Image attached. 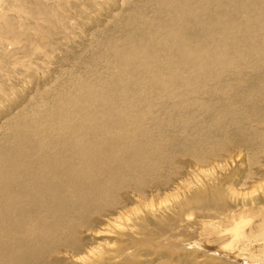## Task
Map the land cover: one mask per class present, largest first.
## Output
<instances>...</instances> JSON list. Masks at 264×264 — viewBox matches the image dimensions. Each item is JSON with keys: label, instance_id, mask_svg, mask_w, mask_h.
I'll return each mask as SVG.
<instances>
[{"label": "bare ground", "instance_id": "1", "mask_svg": "<svg viewBox=\"0 0 264 264\" xmlns=\"http://www.w3.org/2000/svg\"><path fill=\"white\" fill-rule=\"evenodd\" d=\"M147 1L149 4L159 3L163 18L153 19L145 27L150 30L157 27L160 34L144 43L139 40L143 55L134 49L122 52L118 48L121 52L118 50L114 57L117 77L111 83L102 80L107 81V78L100 79L93 74L94 78L86 77L99 82L79 81L74 75L73 80L58 83L62 88L60 91L39 90L38 100L20 113L22 118H11L10 129L0 138V264H24L25 261L35 264H123L118 257L123 255L125 247L117 248L109 242L96 244L88 242L87 238L130 243L132 246L126 250L124 261H128L127 264H144L149 257L141 258L138 254L133 256L129 253L134 252L133 247L137 245L134 237L146 231L152 219L149 212L146 215L137 212L139 208L130 210L129 214V203L153 209L151 203L143 201L147 194L150 200L160 193L170 194L173 203L169 214L151 213L156 221H162L165 216L179 217L185 208L202 206L204 210L214 211L225 207L215 199L224 186L215 174L216 178L203 175V180L188 184L182 190L180 175L183 170H179L177 165L184 164L182 162L186 160L188 169L201 173L200 167L206 165L230 168L240 160V156H231L233 153L230 155L227 148H235L237 152L241 149L255 151L248 138L238 137L229 141L215 135L210 139L213 147L197 149L188 140L187 127H194L198 133L206 124L215 128L214 133L218 135L224 130L223 122L233 126L240 123L238 128L242 135V131L248 129V126L243 127L247 119L243 117L244 120L240 121L236 118L229 105L221 110L228 121L208 124L199 118L202 111L210 107L209 103H196L195 107L193 102L186 103L184 99L197 94L201 77L213 83L226 71L240 66L242 59L249 57L247 54L253 53L258 38L264 37V7L259 6L261 0ZM13 8L17 15L26 13L21 6ZM251 15L260 20L253 27L256 33L250 34L247 29L243 30ZM233 16L242 20L231 25L227 19ZM232 29L238 30L235 34L242 32V36L234 40L236 35L234 38ZM215 31L217 39L212 36ZM192 35L194 38L197 36L194 39L196 44L189 41ZM132 46L129 47L132 49ZM239 46L243 47L236 56L241 57L242 53L244 57L228 58V51ZM149 59L154 63L144 70L141 79L136 67H145ZM34 64H30L31 68L39 74V68ZM183 71L198 74H189L188 79ZM180 72L179 78H185L182 82L180 80L181 85L191 87L183 86L180 90L166 87L165 84L170 83L171 86L179 79L172 78V73ZM66 76H70V72ZM56 82L54 80L55 86ZM263 86H258L261 95ZM151 93L154 96L148 101L150 97H146ZM168 93L171 102L167 103L166 112L160 113L156 102ZM174 97L180 101L173 103L176 101H173ZM164 101H168L167 97ZM168 111L176 115L172 118ZM174 136L179 144L170 142ZM6 149L9 152H5ZM248 156L241 161L239 170L243 166L247 169L256 166L257 159H248ZM257 166V173L263 174L264 164ZM177 171L180 175L175 174ZM258 180L252 177L246 180L254 185L251 191L259 192L258 196L252 195L250 202L243 203L239 211L234 209L227 213L229 209H225L227 215L223 223L226 225L224 231H228L227 239L216 241L217 246L208 245L212 243L210 240L224 234L216 231L218 226L201 221L202 234L207 240H202L199 247L206 253L232 263L264 264V183L260 185L263 180ZM227 188L229 193L235 190L231 185ZM260 197L263 201L257 203ZM246 226L249 227L245 229ZM162 241H168L167 236ZM253 241L262 245L255 247L259 253L257 256L247 254L250 251L248 244ZM160 247L156 248V253L161 251ZM139 249L141 254L147 250L144 244ZM18 255H23L21 259L25 261L13 257L18 258Z\"/></svg>", "mask_w": 264, "mask_h": 264}, {"label": "rangeland", "instance_id": "2", "mask_svg": "<svg viewBox=\"0 0 264 264\" xmlns=\"http://www.w3.org/2000/svg\"><path fill=\"white\" fill-rule=\"evenodd\" d=\"M101 2V0H95V2L94 0H0V86L2 87H0V138L10 129L13 121L12 119L18 120L22 118L20 113L29 108L34 100H38L39 90L45 88V91H51V89H54L53 91H60L62 88L58 87V83L66 80H73L74 75L79 81L82 80L89 83L99 82V80L97 81L90 77H86L88 75L94 78V76H92L93 74L100 79L107 78V81L104 79L102 80L111 83L113 78L117 77L114 60L117 51L119 49L121 51L125 49L131 51L134 49L137 54L143 55V49L139 48V46H141L139 40L141 39L144 43L155 36V34H160L157 27H154L152 30L145 27V24L149 21L163 18V15L159 11V3L150 2L149 4L147 0H105L103 3ZM259 2V6L264 7V0ZM17 5L21 6V10L25 9L26 13H21L20 16L13 12V7ZM240 20H242V18H237V16L227 19L229 24L232 23L231 25L238 23ZM259 20V17L253 15L248 16V23L244 26L243 32L247 29L250 34L252 32L256 33L253 27ZM231 31L234 33L232 34L234 38L236 35L234 40H237L238 37H241L243 34L242 32L235 34V32L238 31L237 29H232ZM146 34H148V36L145 38ZM212 36L217 39L216 36H218V33L215 31ZM194 39H197V36L194 38L192 35L189 41L193 40L194 44H196L197 41ZM258 39L259 42L256 44L255 48H253V53L247 54L249 57H247L246 60L245 57L242 56V53L241 57L236 56V52H241L240 49L244 45L228 51V58L244 57L240 66L235 69L228 68L230 70L223 73L221 78L217 77L216 81L213 83L210 79L209 81H205L206 78L201 77L200 79L202 81L197 88V94L193 93L192 98L184 99L186 103L193 102L192 105L195 107L197 106L196 103H209L210 107L205 109L207 112L202 111L199 118L205 120L208 124L213 122L215 125L216 122L222 123L223 121H228L221 113V110L224 106L229 105L233 110V115L235 117L237 116L236 118H239L240 121L241 119L244 120V118L247 119L243 127L246 128L248 126V129L243 130L242 135L239 133L240 127L238 128L240 123L233 126L232 124L225 125V122H223L224 130L219 132L218 135L214 133L215 128H209L206 124L200 127L202 129H199L200 131H198V133L193 130L194 127H187L189 129L187 132L188 140L190 143L195 144L198 147L197 149H208L213 147V142H211L210 139L216 135L220 139L225 138L229 141L238 137H246L251 141L255 151L248 152L241 149L240 152H237L235 148H227L230 155L233 153L231 156L234 154L235 158H239L240 156V160L235 164H231V167L228 169L223 167L224 171L221 167L206 165L200 167L203 170L201 173L199 170L188 169L189 165L186 163V160V162L182 160L184 164L177 165L179 170H183L181 175L179 171L175 173H179L181 176L180 178L183 183L180 188H182V190H185L188 184L191 185L196 181H200L199 179L203 180L204 177L216 178L217 176L218 181L224 182V186L220 188L215 198L219 203L225 206L221 208L218 207L219 210L214 209V211H207L204 210L202 206L198 209L185 208L184 212L181 213L179 217L167 218L165 216L162 221H156L151 217V213L156 211L164 215L169 214V208L173 203L172 200H170L172 198L170 194L169 196L171 198L167 196V194L160 193V196H153L152 200L149 199L147 194V197H145L143 201L147 204L151 203L153 209L151 207L145 208L138 203L128 204L129 214L133 209L139 208L137 212L144 215L149 212L150 219H152L149 228L134 237V244L137 245L133 247L135 251L129 253L130 255L133 254V256L138 254V257L141 258L149 257L144 264H242L237 261L232 263L224 258L213 257L199 246L203 244L202 240L206 239L202 234L201 225L203 222H206L207 225L210 223L209 225L218 226L216 231H221V234H224L218 239H214L213 241L210 240L212 243L208 244L210 246H217L216 241L218 242L228 238V231H224V227H226L225 223H223L224 216L234 211V209L239 211L243 203H249L251 197L259 195V192L253 193V191H251L254 185L246 180L252 177L255 181L259 179L258 182L263 180L260 185L264 183V172L261 175L257 173V165L264 164V100H262L264 98V93L261 95L258 87L264 85V37ZM128 42H130V44ZM234 44L237 43L234 41ZM129 46H132V49ZM120 50L118 52H121ZM31 51H33V53H31ZM259 52H261L260 55L262 57L256 55ZM33 62H35L34 65L39 68V74H37V71H35L33 67L31 68L30 64ZM150 63H154V61L149 59L148 65L146 64L145 67H136V72L141 79L144 76V70L148 68ZM241 66H243V68ZM69 72L70 76H66ZM182 73H184V76L188 79H190L189 74L192 76H197L198 74V72L188 73L186 71ZM202 75L203 74L200 73V76ZM171 76L177 79L181 76V72L179 74L172 73ZM183 79L185 78L182 76L177 79V82L171 84V86L170 83L165 85L169 89L180 90L184 86L181 85ZM54 80H57L56 86ZM102 80H100V82ZM167 80H171V77H167ZM184 87L189 89L191 85ZM55 92L53 93L55 94ZM251 95H253L252 98H250ZM64 96L65 94L62 93V98H64ZM153 96L154 93H151L147 95L146 99L150 97V99H147L150 101ZM166 97L168 101L165 102L164 99ZM166 97L156 102L159 109L156 108V110L160 113L166 112V105L171 102L169 93ZM174 100L176 101L173 103L180 101L177 97H174L173 101ZM241 102L246 105H242ZM27 114L28 113H26L25 116ZM175 115V112L168 111V116L173 118ZM170 139L171 141H169L172 145L179 144L176 136ZM215 139L217 140L216 137ZM7 149L11 151L10 146ZM7 149L4 151H8ZM247 156L248 159H257L254 163L256 166H253L252 169H250V167L249 170L247 167L241 165L244 168L239 170L238 167L242 164L241 161L247 158ZM186 158L188 159L189 156L187 155ZM179 159H181V157H179ZM226 159L227 158H224V160ZM176 162H178V160H176ZM224 174L227 180L224 179ZM228 185H231L233 190L235 189L232 193L228 192ZM182 190H180V192ZM261 201H263V199L260 197L257 203H261ZM220 209H222V211ZM225 209H229L230 211L228 210L226 213ZM185 214L189 216H185ZM249 226L244 228L247 229ZM164 236H167L168 241H162ZM87 241H92L96 244L109 242L117 248L125 247L126 250L132 246L130 243H120L111 239L105 240L102 238H95L94 240H90V238H87ZM141 244H144L147 249L146 251L144 250L142 254L139 252ZM186 244L195 245L188 246ZM248 245L250 246V251L247 252V254L252 253L254 256L259 255L255 247L260 248L262 245L255 241L250 242ZM159 246H161L160 248L162 249L160 252L156 253V248ZM126 250L121 257H118L123 261V264L129 263L128 261H124L127 254ZM22 256L23 255H18V258L17 256L13 257L18 259V261L24 262L25 260L21 259ZM29 263L35 264L34 262H24V264Z\"/></svg>", "mask_w": 264, "mask_h": 264}]
</instances>
